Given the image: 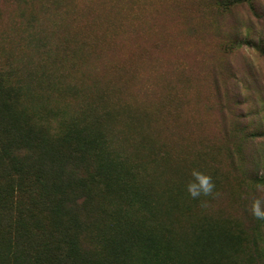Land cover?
Instances as JSON below:
<instances>
[{
  "label": "trees",
  "instance_id": "obj_1",
  "mask_svg": "<svg viewBox=\"0 0 264 264\" xmlns=\"http://www.w3.org/2000/svg\"><path fill=\"white\" fill-rule=\"evenodd\" d=\"M257 2L216 0L223 16L240 7L250 14L247 32L222 46L227 55L248 47L264 56V10ZM66 43L44 39L47 65L70 56L83 66L86 44ZM41 79L53 94L63 86L49 71ZM18 93L11 76L0 73V264H241L244 257L264 264V218L245 215L237 224L241 232H230L224 199L214 208L222 219L204 214L201 195L187 199L191 165H208L222 153L243 158L226 132L203 133L198 150H185L166 135V145H158L139 132L134 115L101 111L89 91L54 134L48 122H32L18 111ZM173 115L179 107L165 124L175 133ZM184 137L181 132L179 141ZM253 138L264 145V129ZM144 171L150 173L146 183L140 181ZM252 177L248 197L260 200L264 211V169L258 165ZM248 237L251 249L244 247Z\"/></svg>",
  "mask_w": 264,
  "mask_h": 264
},
{
  "label": "rangeland",
  "instance_id": "obj_2",
  "mask_svg": "<svg viewBox=\"0 0 264 264\" xmlns=\"http://www.w3.org/2000/svg\"><path fill=\"white\" fill-rule=\"evenodd\" d=\"M215 2L0 0V73L10 75L19 88L18 111L32 122H48L54 134L62 130L67 111L86 100L89 91L101 111L134 115L139 132L151 134L158 145H166L161 137L166 135L185 150H198L203 133L213 138L226 132L234 147H242L241 160L222 153L208 165L190 167L191 173L215 179L212 193L201 194L204 214L222 219L214 208L220 209L224 199L228 224L234 226L225 228L240 233L237 224L253 213L255 200L248 197L252 176L258 165L264 169L263 142L253 138L264 129V56L248 47L226 54L222 46L247 32L250 14L240 7L223 16ZM257 4L264 10V0ZM46 38L54 45L86 44L80 51L86 63L78 67L67 56L47 65ZM45 71L63 83L58 93L41 79ZM175 107L179 115H173L172 123L178 129L172 133L165 124ZM181 132L187 137L179 141ZM149 175L144 171L140 181L146 183ZM185 179L186 186L194 181L190 173ZM187 193V199L193 198ZM244 247L251 249L249 237ZM241 264L252 263L244 257Z\"/></svg>",
  "mask_w": 264,
  "mask_h": 264
},
{
  "label": "clouds",
  "instance_id": "obj_3",
  "mask_svg": "<svg viewBox=\"0 0 264 264\" xmlns=\"http://www.w3.org/2000/svg\"><path fill=\"white\" fill-rule=\"evenodd\" d=\"M192 176L194 177V181L188 184L187 190L193 198H197L201 194L207 196L212 193L215 188V184L212 182V178L210 176L199 171H193ZM253 213L258 218H264V211L261 210L260 200H257L254 203Z\"/></svg>",
  "mask_w": 264,
  "mask_h": 264
}]
</instances>
